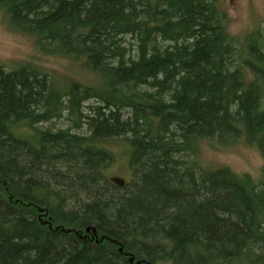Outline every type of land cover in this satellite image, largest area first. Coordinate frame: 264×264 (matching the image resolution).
Listing matches in <instances>:
<instances>
[{
    "label": "trees",
    "instance_id": "1",
    "mask_svg": "<svg viewBox=\"0 0 264 264\" xmlns=\"http://www.w3.org/2000/svg\"><path fill=\"white\" fill-rule=\"evenodd\" d=\"M0 7L97 81L0 63V264H264V27L232 34L217 0ZM203 138L255 145L259 177L202 167Z\"/></svg>",
    "mask_w": 264,
    "mask_h": 264
},
{
    "label": "rangeland",
    "instance_id": "2",
    "mask_svg": "<svg viewBox=\"0 0 264 264\" xmlns=\"http://www.w3.org/2000/svg\"><path fill=\"white\" fill-rule=\"evenodd\" d=\"M217 3L227 14V25L232 34L242 38L247 33L264 27V0H217ZM0 63L9 69L24 64L39 66L50 73L62 88L71 81L91 85L97 83L95 77L84 69L81 61H75L62 54L46 53L38 48L34 36L15 29L10 24L8 15L2 7H0ZM53 123L59 124L54 120L42 126L48 127ZM121 140L112 139L106 143L108 150L115 155L105 173L112 180L121 179L127 182L126 180L130 179L127 165L128 145ZM200 143L202 145L198 158L202 167L214 169L227 165L236 172H248L259 177L263 164L262 155L255 145L244 138L228 144H219L210 138H203Z\"/></svg>",
    "mask_w": 264,
    "mask_h": 264
},
{
    "label": "water",
    "instance_id": "3",
    "mask_svg": "<svg viewBox=\"0 0 264 264\" xmlns=\"http://www.w3.org/2000/svg\"><path fill=\"white\" fill-rule=\"evenodd\" d=\"M118 181V180H117Z\"/></svg>",
    "mask_w": 264,
    "mask_h": 264
}]
</instances>
